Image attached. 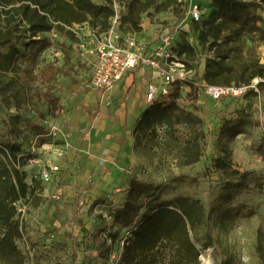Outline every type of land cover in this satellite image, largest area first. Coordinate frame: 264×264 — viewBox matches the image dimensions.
Wrapping results in <instances>:
<instances>
[{
	"label": "rangeland",
	"instance_id": "1",
	"mask_svg": "<svg viewBox=\"0 0 264 264\" xmlns=\"http://www.w3.org/2000/svg\"><path fill=\"white\" fill-rule=\"evenodd\" d=\"M92 1L98 4L112 3L114 8L125 7V10L129 3V0ZM198 1L206 8L212 7L209 2L212 0ZM185 3L182 1L161 11L151 8L148 14L141 16V23L149 21L159 25L158 29L164 27L173 32L178 48L184 38L190 42L191 35L196 33L199 36L203 29L202 25L197 28L195 23L190 24L188 30L178 27L183 18L179 14L184 12ZM251 12L256 26L264 30V2L253 7ZM125 28L126 24L121 26V29ZM79 30L86 32L87 28ZM55 32L58 34L54 31L40 34L50 40V49L41 59L64 66L65 74L60 76L64 84L57 81L54 87V92L60 97V107L53 109L48 105L42 97L44 87L37 81L31 83V101L21 109L4 103L0 95V146L9 142L21 145L17 156L21 162L20 169L26 172L30 189L28 196L22 199L25 209L21 215L24 234L18 240V245L26 255L25 264H114L111 255L122 253L124 240L131 237L128 228L121 229L114 219L115 210L125 202L126 197L120 195L115 200L108 198L83 214L85 200L68 203L60 189H54L52 184H45L35 177L39 165L29 163L32 157L58 163L60 151L46 147L42 142L53 145L64 141L59 137L55 139L56 135L50 133V126H61L62 112L66 110L68 102L71 104V84H88L78 55L79 40L74 38L71 41L69 37L72 35L67 31ZM229 34L235 40L228 45L236 56L234 63L240 60V54L244 58L257 57L260 61L264 58V35L261 31L247 27L239 40L234 33ZM25 40L22 39L19 44L22 46ZM196 48L198 55L193 65L197 73L193 81L187 82L183 91L181 89L178 102L203 119L198 129L204 135V153L198 162L180 168L170 164L171 158H165L164 163L156 164L153 168L144 165L137 176L159 185L162 200L188 195L203 202L210 213V220L199 232V237L202 241L210 240L212 244L205 248L200 242L196 243L202 264H264V81L258 84L259 92L252 91L245 98L214 99L205 92V81L202 79L207 59L213 50H208V43L196 45ZM181 57L187 60L185 54ZM68 58L69 61H66ZM164 99L169 102V95H165ZM15 115L18 116L17 121ZM232 124H238L242 132L236 136L221 132L222 127ZM179 128L183 137L189 134L184 126ZM159 132L163 137L164 131L161 129ZM225 148L232 151V165L226 171L214 165L215 158ZM56 194H60V198H55ZM68 204L77 205L74 213L65 209ZM144 214L145 210L141 211L133 225Z\"/></svg>",
	"mask_w": 264,
	"mask_h": 264
},
{
	"label": "trees",
	"instance_id": "2",
	"mask_svg": "<svg viewBox=\"0 0 264 264\" xmlns=\"http://www.w3.org/2000/svg\"><path fill=\"white\" fill-rule=\"evenodd\" d=\"M261 2L264 0H212L207 15L191 23H195L196 27L203 26L199 36L193 33V43L184 38L178 48L175 44L174 49L179 55L187 56V60H184L192 68L198 55L196 45L208 43V50H213V54L207 59L202 74L206 84H249L255 78L264 79V63L260 59L244 58L240 54V60L234 63L236 56L231 53L233 48L228 47L235 41L229 33H234L239 40L244 29L251 27L264 35V30L256 26L251 12ZM173 4L179 5L181 2L129 0L126 10L124 7L120 11L118 30L124 34L139 32L141 16L148 14L149 9L166 10ZM184 14L185 10L179 17L182 18ZM114 15L112 3L98 4L92 0H0V47L6 48L0 51L2 101L21 109L31 101V83L37 81L44 87V100L53 109H58L60 97L54 92V87L58 76L65 74V69L53 61L41 59L50 49V40L40 34L67 31L72 35L69 37L71 41L74 38L79 40L71 29L75 24H86L101 34L110 29ZM125 24L127 28L121 29ZM22 39L26 40L21 46L19 42ZM168 95L169 102L164 97L157 98L149 103L137 120L133 130L135 147L144 154L159 156L157 165L164 163L165 158H171L170 164L176 167L194 164L204 153V135L198 129L203 119L179 104V86H174ZM17 117L14 116L16 121ZM179 126L187 128L189 134L183 137ZM161 129L164 138L159 132ZM225 131L230 136L242 132L238 124L222 127L221 132ZM20 148V144L10 142L0 146V264L26 263V255L18 245V240L24 234V223L15 205L26 198L30 190L26 172L14 164ZM214 165L220 170L229 169L232 151L225 148L215 158ZM125 197V202L115 210L114 219L121 229L128 228L131 237L124 240L117 264H202L196 243L200 242L205 248L212 243L199 237V232L210 220V213L200 199L176 195L172 199L162 200L159 185L141 180L136 175L129 178ZM143 210L145 214L133 225ZM60 213L58 211V215Z\"/></svg>",
	"mask_w": 264,
	"mask_h": 264
},
{
	"label": "crops",
	"instance_id": "3",
	"mask_svg": "<svg viewBox=\"0 0 264 264\" xmlns=\"http://www.w3.org/2000/svg\"><path fill=\"white\" fill-rule=\"evenodd\" d=\"M140 26L136 36L143 42L153 43L159 25L144 21ZM5 50L0 47V51ZM261 61L264 63V58ZM60 76L57 81L63 85ZM160 81L154 69L139 66L105 92L91 86L89 77L87 86L71 84V104L68 102L62 112L60 130L55 137L64 141L53 145L45 142L44 146L54 147L61 153L58 156L61 170L52 187L60 189L68 203L85 200L83 214L103 200L125 196L129 178L137 176L144 165L153 168L158 163L159 156L144 154L135 147L133 130L149 105V85ZM76 208L75 204L65 206L72 213Z\"/></svg>",
	"mask_w": 264,
	"mask_h": 264
},
{
	"label": "built area",
	"instance_id": "4",
	"mask_svg": "<svg viewBox=\"0 0 264 264\" xmlns=\"http://www.w3.org/2000/svg\"><path fill=\"white\" fill-rule=\"evenodd\" d=\"M179 1H186V8L178 27L188 30L192 22L200 21L207 15L208 7L206 8L202 2L198 0ZM120 9L122 10V7L115 8L111 27L104 33L98 34L86 24H75L71 28L79 38L78 55L91 86L105 92L122 80L129 71L139 66H149L157 72L161 80L159 84L149 85L147 101L151 103L159 96L170 94L174 86L183 89L187 82L193 81L197 72L196 66L189 68L186 61L174 49L173 32L160 27L153 43L141 41L135 33L124 34L118 30ZM83 27L87 28L86 32L79 30ZM190 42H194L193 36H191ZM260 81H264V79L258 77L249 84L210 85L204 82L203 85L205 92L214 99L243 98L251 90L259 92ZM59 130L60 127L57 124L50 126L51 134L57 135ZM29 163L39 165L40 168L35 177L45 184H53L55 176L61 170L58 163L48 159L40 161L39 158L32 157ZM14 164L20 168L19 158ZM54 197L60 198V194H56ZM15 205L18 213L23 215L25 209L22 207V201H18ZM111 257L114 264H117L121 253L115 252Z\"/></svg>",
	"mask_w": 264,
	"mask_h": 264
}]
</instances>
